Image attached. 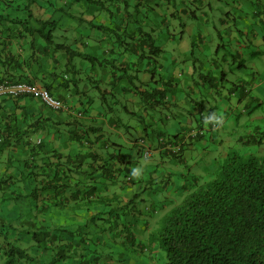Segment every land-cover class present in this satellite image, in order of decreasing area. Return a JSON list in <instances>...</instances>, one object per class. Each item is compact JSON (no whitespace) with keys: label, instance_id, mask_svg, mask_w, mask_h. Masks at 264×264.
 I'll return each mask as SVG.
<instances>
[{"label":"crops","instance_id":"1","mask_svg":"<svg viewBox=\"0 0 264 264\" xmlns=\"http://www.w3.org/2000/svg\"><path fill=\"white\" fill-rule=\"evenodd\" d=\"M39 1H43L42 6L34 2L31 10L22 7L25 0H10L8 3L11 6L6 9L0 7V80L8 77L14 82L45 86L63 101L64 107L52 109L32 95L0 98V137L10 141V146L0 156V178H7V183L0 187V218L11 221L13 225L33 218V205L29 202L28 194L36 181L26 177L30 169L24 160L33 154V159H29L35 160L37 173L48 171L47 174L51 176L52 170H42L40 167L45 160H53L54 155L59 153L61 159L70 158L75 168L69 173L64 169L61 174L65 185L58 198H62L63 203L62 200L58 201L56 207L59 210L51 213V219L54 224L72 229L73 237L70 232H64L70 240L63 235L61 237L62 243H65L63 249L72 251L75 259H66L57 264H154L153 250L148 242L150 233L123 235L121 230L125 226L122 208L129 209V204L139 197V192L132 193V189H140V185L149 178H145L146 168L142 163L136 164L132 153L123 152L118 141L124 137L123 132L133 130V127L139 128L135 131L138 135L140 131H146L147 126L152 127L161 107L168 109L171 118L173 115L178 117V109L182 115L187 112L186 109L181 110L177 97L174 99L175 105L171 104L173 100L168 94L161 98V104L153 105L142 99L140 91L162 89L165 84L175 85L171 82L177 79V74L188 75L189 78L197 74L200 82L195 83V86L198 83L206 86L209 81L210 87H214L217 73L218 79L224 84L229 80L226 67L222 68V65L229 61V71L233 73L238 70L239 74L233 75L234 83L224 95L229 97L236 93L240 97L234 104L250 109L251 101L246 99L248 88L262 89V80L256 79L253 83L242 75L241 70H246L247 66L240 61L238 50L233 51L234 55L227 60L224 54L221 55L225 64L217 63L205 41L209 38V41H237L239 48L253 45L255 49H250L249 55L253 54L254 58L258 52L264 53V0H175L178 7L180 5L176 13L166 0H127L125 10L121 3L119 5L113 0L106 3L103 10H98L88 0ZM1 5L3 3L0 2ZM52 18L58 24L52 29V42H48L37 29L46 22V30H49L51 25L48 21ZM181 19L184 27L180 25ZM138 28L151 31L156 43L164 49L165 53L157 60L158 68L143 55L142 44L134 42V38H137L134 32L136 35ZM118 34L121 35V42H116ZM132 35V40L128 39L127 36ZM56 42L69 45L79 55L68 61L66 52L55 48ZM168 42L174 44L173 52L171 48H164ZM220 46V43L216 44L215 56ZM84 55L93 57V62L85 59ZM190 58L192 60L189 61ZM236 59L238 64H235ZM166 60L169 66L165 65ZM231 62H234L233 66ZM202 66L206 73L201 71ZM250 67L255 69V62H251ZM130 76L135 78V83L130 81ZM94 87L99 90L98 95L93 94ZM109 94L112 95L111 101L107 97ZM255 100L261 102L259 98ZM102 104H107V108L102 107ZM192 104H195L193 109L196 112L194 115L192 112L188 114L189 126H182L179 133L166 135L162 130H153L151 137L146 134V142L151 150L149 158L159 155L152 166L161 167L159 173L165 177L163 188L171 184L179 201L192 185L202 182L199 174L192 172L187 164L184 153L194 148V140L206 142L202 139L203 134L218 127L211 111L217 108L216 104L211 106L207 114L203 112V104L199 100L193 99ZM225 106L228 116L233 115L228 112L233 105ZM121 111L125 112L127 121H123ZM131 117L139 124L131 122ZM163 118L167 126L169 119L166 116ZM194 122L195 127L192 125ZM33 123L38 126L31 129ZM193 130L198 131V134L194 139H189L181 156L176 158L170 155L169 139L182 133L186 136ZM139 138L143 139V136L127 140L136 143ZM238 139L248 143V139ZM194 151L189 155L195 158L192 162L197 164V158L203 150ZM104 163L117 169L114 176H108L106 169L101 168ZM124 167L129 170L125 179L122 174ZM151 175L150 172L149 177ZM150 192L159 193L158 190ZM44 193L43 190L38 204L42 202ZM71 197L76 199L72 200ZM112 199L117 202L112 204L118 205L115 207L118 210L111 224V236L101 235L107 224L102 223L99 215L106 202ZM45 202L49 200L46 198ZM55 202L57 200H52L51 205ZM160 206L157 211V207L150 204L153 214L167 210L162 204ZM38 217L45 223L46 218L41 215ZM90 218H93L92 226L88 225ZM157 221L156 217H152L148 223L155 224L156 228ZM111 237L128 241L119 243L113 240L112 246L108 242ZM126 243L135 257L128 255L124 259Z\"/></svg>","mask_w":264,"mask_h":264},{"label":"trees","instance_id":"2","mask_svg":"<svg viewBox=\"0 0 264 264\" xmlns=\"http://www.w3.org/2000/svg\"><path fill=\"white\" fill-rule=\"evenodd\" d=\"M88 1L92 2L98 10H103L106 3L111 0ZM113 1L121 3L122 9L125 10L127 0ZM166 1L173 6L175 13L180 10V5L178 7L175 0ZM0 2L3 3L1 8L6 9L11 6L8 3L10 0H0ZM34 2L42 6L43 1L25 0L22 7L31 10ZM62 8L68 7L62 6ZM48 22L51 25L49 30H46V22H43L37 31L48 42H52V29L58 23L54 18ZM19 23L23 22L19 21ZM180 25L184 27L183 19ZM134 36H137L134 42L142 44V53L149 62L154 64L157 58L165 53L164 49L156 43V38L151 31L138 28ZM127 37L132 40L133 35ZM117 41H122L120 34ZM54 46L57 49H63L70 62L79 55L64 43L56 42ZM84 56L93 62V57ZM129 79L135 83V78L130 76ZM4 81L14 82L8 77H3L0 83ZM165 86L167 88L169 84ZM165 88L145 89L144 92L140 91V95L147 103L159 105L161 98L167 94L168 88ZM35 126L38 125L33 123L30 128L34 129ZM181 135H174L169 139V143L178 149L168 153L176 158L181 156L188 144L182 140ZM250 142L263 145L264 136L256 132L255 136L248 138V143ZM9 146L10 141L0 137V155ZM30 157L33 159V154ZM29 158L24 160L27 168L30 169L25 176L36 181L35 187L28 194L29 202L33 205L31 206L33 218L15 225L11 221L0 218V264H57L66 259H75L72 251L63 249L65 243H62L61 237L63 235L65 239L70 240L65 237L64 232H70V236L73 237L72 229L62 224H54L51 219V213L58 212L59 208L56 206L58 201L62 200L58 198L65 185L62 183L61 174L64 173V169L66 173L72 171L75 168L74 162L70 158L61 159V155L57 153L53 160L48 162L45 160L40 167L42 170H52L50 176L47 174L48 171L37 173L35 160ZM101 168L106 169L108 176H114L117 170L105 163L101 165ZM123 169L129 171L128 168ZM6 183L7 178L1 177L0 187ZM43 190L45 193L41 198L42 202L38 204ZM75 192H73L74 195ZM46 198L49 202H45ZM73 199L76 198L73 197ZM52 200L57 202L51 205ZM39 215L46 219L50 216V219H47L48 221L45 219L44 223L39 220ZM157 222L158 228L156 227V232L149 235L148 242H155L163 249L165 264H264V156L240 154L230 150L209 179L192 185L183 200L166 211ZM44 260L46 263H43Z\"/></svg>","mask_w":264,"mask_h":264},{"label":"rangeland","instance_id":"3","mask_svg":"<svg viewBox=\"0 0 264 264\" xmlns=\"http://www.w3.org/2000/svg\"><path fill=\"white\" fill-rule=\"evenodd\" d=\"M124 10V9H123ZM97 24V23H96ZM102 30H105L103 27H101ZM98 32V30H97ZM95 33V31H94ZM216 36V34H215ZM214 36V37H215ZM205 41L206 44L209 46L207 48H211L212 51V57L213 59H217V63L223 64L222 62V54H224V58L227 60L228 58H231L232 52L238 50V54H241L240 61L244 62V65L247 66V69H242L241 73L242 75H245L250 79L251 82H255L257 80H262V89H252L251 87L248 88V94L246 99L248 101H251L250 104V109H246L243 106L238 107L234 103L236 100L240 97L239 95H234L225 97L224 93L230 90L234 83V77L233 75L239 74L235 70L233 73L232 71H229V62L228 64L222 65V68H225V71L227 72L228 80L225 81L224 84H222L221 79H218V74L216 73L217 80L216 84L214 87H210V82L207 81L206 86L201 85L198 83V85L195 83L200 82V76L197 74L194 75L193 77L189 78L188 75H181L177 74V79L171 83H176L175 85L171 84L173 87L171 88V85L167 86V88L162 87L167 89V94L171 96V99L173 100L171 104H174V99L177 97L180 99L179 106L182 107L181 110L184 111L185 109L187 112L182 115L178 109V117L174 116L171 118L170 112L168 109L161 107L159 112H157V121L156 123L150 127L147 126L146 131H140L139 135L143 136V141H141L142 138H139L136 143L133 142L132 140H127L133 139V137H139L138 134H136L135 131H138L139 128L133 127V130L130 129L127 132H123L124 137H120V140L118 141L121 145V150L123 152H130L132 153V159L135 160L134 162L137 164H141L142 166L146 168L145 170V178L148 179L145 183H142L140 185V189H132V193H137L139 192V197L134 200L132 203L129 204V209L126 207L122 208L124 209V214H122L123 219V224L125 225L124 227L122 226V232L123 235L126 233H134L136 235L141 234V233H154L156 232L155 224H149L148 222L151 221L152 217H156L157 220H160V218L168 211L171 207H174L177 202L179 201L178 195L173 192L172 185L170 184L169 186H166V188H163L162 182H163V176L160 172L161 167H155L152 166L153 164L155 165L157 158L159 155H154V158H149V156H145V150L149 148V145H147V138L146 134L151 137L152 131L157 132L159 130H162L166 135H173L175 133H179L182 129L181 127H188L187 123V117L190 112L194 113V105L192 104L193 99L199 100L200 103L203 104V112L205 114L208 113V110L211 109L212 105L216 104L217 108L211 109L213 112V118L214 120L218 123V127L216 129L211 130V132H205L203 134L204 141H193L194 148L189 149L184 153V156L186 159L187 164L192 168V172L199 174L201 181L203 182L204 180L207 179L211 175V172H214L218 165L221 163V161L224 159L226 153H228L230 150H235L239 152L240 154H254L258 156H264V144L263 145H258L257 143H242L239 141V137H242L243 140H246L248 138H251V136H255L256 132H260L261 136H264V53H257L255 58L252 55H249L250 49H255L253 45H250L249 47L246 48H239V45L237 44V41ZM118 42V41H116ZM220 43L222 46L219 48V53L217 56L214 54V49L216 47V44ZM174 44L172 42H168L164 45V48L167 47L171 48L170 51L173 52V46ZM84 58V57H83ZM86 59V58H85ZM158 60V58H157ZM161 60V59H160ZM192 60V58L189 59V61ZM235 64H238L239 61L236 59ZM255 62L256 68L252 69L250 67V63ZM169 63L166 60L165 65ZM231 66H233L234 62L230 63ZM157 68L159 67V62L154 63ZM201 63L197 65V69L199 72V67ZM213 63H211V67H213ZM169 66V65H167ZM203 66H207V64H204ZM202 66V67H203ZM158 72H161L160 70H157ZM204 73L206 71L204 70V67L202 70ZM237 72V73H236ZM253 72H256L255 75ZM167 74V72H165ZM158 78V76H157ZM193 78V79H192ZM242 78V77H241ZM186 80H189L188 83ZM191 82V83H189ZM190 84V85H189ZM89 86V83H87ZM102 85V84H101ZM103 86V85H102ZM177 87V89H175ZM104 88V87H103ZM161 89V88H160ZM96 93L97 95L99 94V90L94 87L93 94ZM172 93H175L172 95ZM101 95H99L100 98ZM174 96V97H173ZM108 99L111 101L112 100V95L107 96ZM255 98H259L261 102H258L255 100ZM231 102V104H229ZM231 106L233 107L228 110V112H232L233 115H230V118L227 114V109L226 106ZM107 108V104L103 105L102 107ZM236 106V107H234ZM161 113V114H160ZM125 112L121 111V116L123 118V121H127V119L124 118ZM164 116H166L168 120V124L166 126L165 121H164ZM258 117V118H257ZM131 122L135 124H139L138 121L134 117H131ZM207 121V120H206ZM193 127H195V122L192 124ZM171 126V127H170ZM131 134V135H130ZM183 134V133H182ZM263 134V135H262ZM211 135V136H210ZM109 137V136H108ZM114 140L115 138H110ZM211 139V140H209ZM186 149V147H185ZM202 149L203 151L200 152L199 158H197V164L193 163L192 160L195 159L192 156L189 155L191 154L192 151L200 150ZM194 151V152H195ZM197 153V152H196ZM195 153V154H196ZM3 155V154H2ZM1 156V155H0ZM135 167V166H134ZM182 170H184L183 167H181ZM150 172L152 175L149 177ZM128 173V171L123 170V178L125 179V175ZM122 178V176H120ZM127 179V178H126ZM129 180V179H127ZM137 182V181H136ZM131 185V184H130ZM132 185H137V184H132ZM138 185V186H139ZM137 186V187H138ZM144 193H142V191ZM150 190H158L159 193H151ZM151 193V194H150ZM186 193L183 198L187 195ZM151 197V199H150ZM169 198L173 199L170 200ZM116 202L114 199L110 200L109 202H106V204L103 206V212L101 213L100 218L103 220L102 223L107 224V226H104L105 230L102 231L101 235H107L111 233V224L113 222V218L116 216L115 212L118 210V208H115L117 206H114L112 203ZM117 203V202H116ZM150 204L151 206H156L157 211L160 210V204L167 209L166 211H161L158 213L153 214L152 209H150ZM60 206V205H59ZM126 206V205H125ZM115 208V209H113ZM120 210V208H119ZM156 211V212H157ZM91 219L89 220L88 225H91ZM101 220V221H102ZM97 221V219H96ZM145 222V223H144ZM147 223V224H146ZM148 225V226H147ZM158 226V225H157ZM147 227H150L149 229ZM149 234V235H150ZM111 236V235H110ZM149 237V236H148ZM108 238V237H107ZM119 242V243H124L128 241L127 239H118V238H112L108 241L112 246H114V241ZM127 248H124V253H125V258H127L128 255L135 257L131 253V249L129 245L126 243ZM151 249L153 250L152 254L154 255V264H165V252L163 249L157 244V243H151L150 244ZM149 255V252L147 253ZM134 263V260L132 261Z\"/></svg>","mask_w":264,"mask_h":264},{"label":"built area","instance_id":"4","mask_svg":"<svg viewBox=\"0 0 264 264\" xmlns=\"http://www.w3.org/2000/svg\"><path fill=\"white\" fill-rule=\"evenodd\" d=\"M22 95H32L38 98L44 105L52 109H61L64 107L63 101L55 97L45 86L22 81H4L0 83V98L19 97ZM191 135H194V132H192ZM170 148L172 150L178 149V147H175L174 145H170ZM149 153V149L145 150V156H148Z\"/></svg>","mask_w":264,"mask_h":264},{"label":"clouds","instance_id":"5","mask_svg":"<svg viewBox=\"0 0 264 264\" xmlns=\"http://www.w3.org/2000/svg\"><path fill=\"white\" fill-rule=\"evenodd\" d=\"M192 132H194V135H191ZM197 134H198V131H196V130L194 131V130H193V131L189 132L186 136L182 135V136H183L182 140H183L184 142L186 141L187 143H189V142H188L189 139H194V138L197 136ZM141 140H143V139H141ZM168 145H169V149H170L169 151H173V150L170 148V145H171V144H168ZM147 149H149V148H147ZM149 151H150V153H151V150H150V149H149ZM150 153H149V155H150ZM149 155H148V156H149ZM146 157H147V156H146ZM133 174H135V170H134V173H133ZM128 179H130V177H128Z\"/></svg>","mask_w":264,"mask_h":264}]
</instances>
